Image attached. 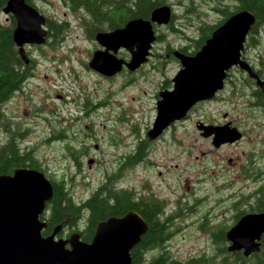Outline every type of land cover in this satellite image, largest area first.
I'll list each match as a JSON object with an SVG mask.
<instances>
[{
  "label": "rangeland",
  "instance_id": "rangeland-1",
  "mask_svg": "<svg viewBox=\"0 0 264 264\" xmlns=\"http://www.w3.org/2000/svg\"><path fill=\"white\" fill-rule=\"evenodd\" d=\"M211 1L214 6L199 0H184L187 6L176 12L181 18L172 21L177 32L170 31L166 25H155V33L162 40L153 43L147 63L131 74L125 70V75L110 81L101 79L87 67L95 45L80 27L79 18L83 12L70 13L55 0L37 3L43 15L68 18L70 30L57 44L49 41L37 50L25 47L26 54L31 51L30 56L36 60L37 67L32 70L34 77L27 78L23 91L15 92L2 108L8 115L10 130L29 129L19 145L34 146V156L46 175L55 180L63 179L75 202L88 198L106 174L117 171L124 155L134 149L155 119L158 93L164 90L161 87L165 80H171L180 68L178 61L166 58L165 46L170 43L172 47H193L200 25H213L223 19L213 8L228 10L225 3H233L232 0ZM186 9L192 12L191 18L184 16ZM0 22L9 23L4 15L0 16ZM258 27L256 42L247 56L264 61V23ZM125 55L128 56L126 51ZM231 69L226 71L224 88L220 91H228L230 85H225L233 82L232 96L227 101L218 98L199 102L195 110L204 107L254 111L252 114L259 116L258 111L264 110V91L256 92L255 103L250 80L247 78L241 84L240 75ZM84 99L91 102L87 104L89 112L86 114L82 107ZM104 99L106 104L101 105ZM194 119L174 125V132L169 129L171 123L160 139L156 137L152 142L147 139L151 152L146 161L121 169L117 185L133 188L136 195L154 196L163 202L160 218L167 223L165 235L159 245L147 247L146 258L150 260L162 254L169 263L186 264L192 259L207 258L208 264H219L224 257L223 264H264V248L261 247V252L253 258L242 255L239 262L234 252L226 249L229 241L224 237L214 238V234L219 235L220 230L226 231L237 222L236 206L247 205V199L232 195L249 183L236 181L228 186L222 180L227 177L228 170L234 172L235 168L223 169L221 165L228 157L240 155L241 150L260 147L256 135L263 132L264 127L258 120L260 124L255 123L258 127L248 131L247 137L238 144L214 151L211 143L197 133ZM4 129L1 125L0 146L9 136ZM59 131H62V138H52V133ZM48 137L51 139L46 141ZM82 145L87 146L86 153L73 160L74 154L69 153L68 146L78 149L76 153L79 154ZM83 219L79 220L81 226Z\"/></svg>",
  "mask_w": 264,
  "mask_h": 264
},
{
  "label": "water",
  "instance_id": "water-1",
  "mask_svg": "<svg viewBox=\"0 0 264 264\" xmlns=\"http://www.w3.org/2000/svg\"><path fill=\"white\" fill-rule=\"evenodd\" d=\"M0 14H11L16 26L12 40L24 63L29 62L24 45H42L46 40L45 17L26 0L0 3ZM171 18L168 5L154 8L149 18L129 19L125 26L111 32L96 33L103 46L94 51L87 65L112 76L123 67L135 71L150 56L156 35L154 25H166ZM255 23L247 9L239 10L215 27L194 54L173 52L180 68L172 78V88L158 93L156 116L147 131L150 140L158 137L173 121L185 116L197 102L211 98L223 86L226 71L233 65L246 70L264 91V80L240 58L247 32ZM125 48L129 58L117 56ZM240 137L236 129L222 128L214 133V144L232 142ZM53 194L50 180L34 168L17 167L11 174H0V264H131V249L147 230L144 219L135 211L110 216L100 221L89 242L78 233L56 237L59 228L43 235L46 222L40 218ZM264 233V212L243 215L225 234L228 251L242 250L249 256L260 250Z\"/></svg>",
  "mask_w": 264,
  "mask_h": 264
},
{
  "label": "trees",
  "instance_id": "trees-1",
  "mask_svg": "<svg viewBox=\"0 0 264 264\" xmlns=\"http://www.w3.org/2000/svg\"><path fill=\"white\" fill-rule=\"evenodd\" d=\"M6 0H0L4 4ZM81 7L92 17L95 22L105 20L104 17L109 11L113 24H119L121 17L125 14V23L132 18L147 19L151 11L163 5L164 3L158 0H125V9L119 1L115 0L113 5L107 7L106 13L101 10L97 0H80ZM103 1V0H102ZM246 4H242V8L250 11L255 17V23L251 27L247 46L254 47L256 42L254 37L256 35L258 26L264 23V0H245ZM78 6L72 5L71 8ZM111 9V10H109ZM232 13V12H231ZM230 13V14H231ZM173 19L166 24L167 28L172 32H177V29L172 23ZM54 36L51 42L58 43L63 40L67 28L64 24L54 22ZM221 21L216 24H203L198 28V35L194 39L195 45L193 47L179 46L172 47L167 44L165 46V56L167 59L176 61L173 52L175 50L181 53H194L197 51L204 40L209 37L211 31L217 27ZM13 20L7 26L0 24V126L5 127V131L9 132L7 142L0 146V174H11L17 167L34 168L44 172L40 167L38 160L35 158L33 150L34 146L24 145L20 146V139L24 140L26 132L20 131L18 127L13 130L9 129L10 121L8 115L2 108L15 92L23 89L27 78L31 75L24 73L21 66L24 64L23 60L18 54V49L12 40ZM93 26L90 25L89 34L93 36ZM156 34V33H155ZM156 40L161 41L160 35H156ZM156 40L154 42H156ZM177 48V49H175ZM125 58L127 56L125 55ZM30 61V59H29ZM18 65V66H17ZM158 69V67H157ZM131 74V72H128ZM164 87L166 88L168 80H165ZM9 121V122H8ZM64 139V138H63ZM87 146H81V153L77 154L75 148L68 146V151L72 155V159H78V156L85 154ZM149 151V141L147 138L141 137L135 144L134 149L124 156L122 163L117 171L106 174L103 181L94 189L91 195L81 202H75L71 191L66 188L63 179L55 180L49 175L53 194L46 203L45 211L40 215V218L46 221V227L42 230L43 235L51 234L55 228H59L57 236H63V233L69 235L70 233H78L81 240L89 242L95 232L96 225L110 216L120 217L132 210L139 213L147 224L146 232L141 236L140 241L131 249V264H178L177 261H167L166 257L160 254L158 257H152L150 260L146 258L147 247L153 244H160L164 238L166 222L160 220L159 216L162 213V205L142 200V197L136 198L133 188H118L115 183L122 174L121 169L126 166L135 167L146 161ZM76 154V155H75ZM143 161V162H142ZM79 165V161L76 163ZM240 211L239 206H236ZM84 218V219H83ZM83 219V225H79V220ZM221 234V233H220ZM215 235V234H214ZM218 236V235H216ZM222 237V236H220ZM264 248V245H263ZM203 259H192L186 264H200ZM181 264V263H179Z\"/></svg>",
  "mask_w": 264,
  "mask_h": 264
},
{
  "label": "flooded vegetation",
  "instance_id": "flooded-vegetation-1",
  "mask_svg": "<svg viewBox=\"0 0 264 264\" xmlns=\"http://www.w3.org/2000/svg\"><path fill=\"white\" fill-rule=\"evenodd\" d=\"M57 1V3L65 6V8L70 12V13H74L75 11L79 10L81 12H83V14L81 15L82 18H79L82 22V24H80V27L84 28L85 34L94 40V49L92 51V53L94 51L97 50H102L103 46H101L95 39L96 33L98 32H111L117 28H121L123 26H125V14L123 17H121L119 22V24H113L112 21H110L111 16L109 13V11L107 10L110 5H113L115 2V0H97V2L99 3L101 10H103L107 13L104 17L105 20L99 21V22H95L92 17L81 7V1L80 0H55ZM119 1V3H121L122 7L125 9V0H117ZM163 2V5H168L170 7L171 10V18L170 19H178L181 18V15L177 16L176 12H181L183 6H187V3H183L184 0H176V2H174L173 0H158ZM188 1V0H187ZM233 3H225V7L228 8V10H221L218 8H213V10H216L219 12V15L222 16V20L226 19L230 13L232 12H236L238 10H242L245 8H242V4H246L245 0H232ZM6 2V1H5ZM26 2L28 4H30L31 6H34L38 11V7H37V3L38 2H43V3H50L51 0H26ZM199 2H202L203 4H208L210 6H214L213 2L211 0H199ZM5 4V3H4ZM4 4H1V6H4ZM72 5L78 6L77 8H71ZM111 10V9H109ZM40 12V11H39ZM41 13V12H40ZM191 11H189L188 9L185 10L184 16L185 17H190L191 18ZM231 13V14H232ZM42 14V13H41ZM181 14V13H180ZM4 15V19L5 21L9 22L6 23L5 25L3 23L0 22L1 25L7 26V24H10L13 20V29L16 26V21L14 19V17L11 14H0ZM43 15V14H42ZM45 17V24L43 25V28L46 30V40L44 44L49 43V41H52L53 36H54V26L55 23H61L64 24V27L67 28V31L65 33V37H67L68 35V31L70 30L69 26V19L68 18H55V17H50V16H46ZM178 17V18H177ZM90 25L93 26L92 30H93V36L91 37L89 34V29H90ZM103 26V27H102ZM160 27V26H159ZM260 29H257V34L259 33ZM250 32V31H249ZM64 37V38H65ZM248 39V37H247ZM54 42V40H53ZM247 40L245 41L244 44V48L242 50V55L241 58L247 60V62L249 63L250 67L255 71V74L258 76V78L260 80H264V61H259L258 58L252 59L251 57L247 56V53L249 51V48L247 46ZM42 44V45H44ZM41 45H36V44H32V45H24V48L26 47L27 50H37L40 49ZM31 51H27V54L29 56L30 61L28 63H24L21 66V70L25 73H28L29 75H31L30 77H34V74L32 72L33 69H35L36 66V60L34 59L33 56H30ZM91 53V55H92ZM117 56L124 58L125 59V48H120L117 51ZM190 54V53H187ZM193 54V53H192ZM177 61V60H176ZM18 66V65H17ZM235 70L238 72V74L241 77V84L244 83V81L248 78L250 80V83L252 85V89L253 91L251 92L252 96L255 97V103L257 100V93H263V91L256 85V80L255 79H251L248 77V73L244 70L239 69L238 67H233L231 70ZM93 72L98 75L101 79L106 80V81H110L113 80L116 76L118 75H125V67H123L119 72H117L116 74L112 75V76H104L103 74H100L96 71L93 70ZM229 74V72H228ZM227 74V75H228ZM172 80H168L167 83V87L166 89H170L172 87L171 84ZM225 83V82H224ZM229 84L225 85L227 87L230 88L228 91L223 92V91H218L217 94H215L213 97H211L208 100H204V101H209V100H215L220 98L222 101H227L229 97L232 96L233 94V86L232 83L233 82H228ZM163 83V86L164 87ZM226 87V88H227ZM223 88H224V84H223ZM222 88V89H223ZM161 89H165V88H161ZM22 90H20L19 92H22ZM223 92V93H222ZM156 99H157V94H156ZM106 100L104 99L103 101H101V105L106 104L105 103ZM203 102V101H200ZM91 102L86 101V99H84L83 103H82V107H84V113L86 114L87 112H89V110H87V104H89ZM199 103H197L188 113L187 115H185V117L180 120V121H176L173 122L169 129H171V132L175 131V129H173V126L175 125V127L183 122H185L186 120H189L191 118H195L193 120V124L194 127L197 131V133L203 137L204 139L208 140L214 151H217L221 148H223L224 146L227 145H234V144H238L240 141H242L244 138L247 137V132H252V130L254 128H257L258 126L255 125V123L257 125H259L260 123L258 122V120L261 122V126L264 127V110H260L258 111L260 113L259 116L252 114L254 111H239V110H212V109H205L204 107L200 110H195V108L197 107ZM92 107H95L94 104H91ZM79 118V117H78ZM77 118V119H78ZM222 128H235L239 133H240V138L237 141L234 142H224V143H220L218 145H215L213 143V138H214V134L208 135L206 134L208 131H218ZM168 129V128H167ZM29 131V129H25L23 132H27ZM57 133V132H56ZM56 133H52V138H62L60 137V134L62 133V131H59L57 134ZM163 133L159 136L158 139H160L162 137ZM249 138V137H248ZM8 139V137H7ZM49 139H51L50 137H48V139H46V141H48ZM256 140H258L260 147L254 146L251 147L249 149L246 150H241L239 153L240 155H236L234 156H230L227 158L226 163H222L221 168L223 169H227L229 167L231 168H235V171L232 172L233 169L228 170V174L227 177L225 179H223V182H226L228 184V186H230L231 182H236V181H243V182H248L249 184H246L244 186H242L239 190L233 191V195L235 197L241 198V199H247L246 201V206H244L243 208H240V211H236V215L234 216L237 219L236 221L242 217L245 214L248 213H261L264 212V131H260L257 135H256ZM7 142V140H6ZM21 142V140H20ZM152 142V141H151ZM35 150H33L34 153ZM151 150L149 149L148 154H150ZM83 156V155H82ZM125 156V155H124ZM80 159V158H79ZM40 165V164H39ZM41 167V165H40ZM136 198L138 197H142V200H157L160 203H162L161 200H158L156 197L154 196H150L148 195V197H146L145 195H135ZM239 206V205H237ZM167 224V223H166ZM221 234L219 233L218 236L214 235V238H219L220 236L225 238V230L222 229L220 230ZM71 234V233H70ZM69 234V235H70ZM66 233V236L64 238H67L69 236ZM220 237V238H222ZM225 241V240H224ZM264 245V233L261 236V247L263 248ZM261 250V248H260ZM261 252V251H260ZM233 254H235V259L236 260H240L241 261V257L243 258V254L242 251H235ZM259 254V253H258ZM250 257H256L258 256L257 254L253 253L251 255H249ZM249 256H244V257H249ZM264 257V256H263ZM247 259V258H246ZM208 259H204L203 258V264H208ZM225 261V258L223 257L222 261L219 264H223ZM239 261V262H240Z\"/></svg>",
  "mask_w": 264,
  "mask_h": 264
},
{
  "label": "bare ground",
  "instance_id": "bare-ground-1",
  "mask_svg": "<svg viewBox=\"0 0 264 264\" xmlns=\"http://www.w3.org/2000/svg\"><path fill=\"white\" fill-rule=\"evenodd\" d=\"M254 25V24H253ZM252 25V26H253ZM251 26V27H252ZM251 29V28H250ZM250 29H249V31H250ZM249 31L247 32V35H246V37H245V41L247 40V37H248V35H249ZM245 41L243 42V48H244V44H245ZM243 50V49H242ZM208 99H210V98H207V99H204V100H208ZM204 100H202V101H204Z\"/></svg>",
  "mask_w": 264,
  "mask_h": 264
}]
</instances>
